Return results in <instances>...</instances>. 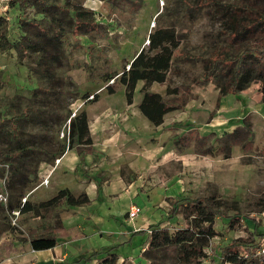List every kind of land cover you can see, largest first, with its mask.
Masks as SVG:
<instances>
[{
  "label": "rangeland",
  "instance_id": "374dc122",
  "mask_svg": "<svg viewBox=\"0 0 264 264\" xmlns=\"http://www.w3.org/2000/svg\"><path fill=\"white\" fill-rule=\"evenodd\" d=\"M8 1L0 0V17L7 18V37L10 41H14L20 38L22 32L17 27L19 13L15 8H8ZM69 1L94 12L97 26L94 31L92 29L89 32L104 38L99 43L85 34L72 36L71 42L82 46L79 51L82 55L79 61L88 65L87 72L82 74L79 72L81 75L80 80L76 82V88L65 87L69 95H64L60 91L53 95L38 94L35 102H49L50 106L47 107L49 110L50 107L55 109L56 106L58 112L65 110L67 113L64 122L56 119V116H46V121L51 126L48 135L53 137L54 141L63 142L60 132L74 112L73 99L78 95L82 100L84 95L104 85L105 73L113 74L121 71L124 64L132 59L140 47L147 48L148 35L152 30L157 27H172L180 37V47L169 70L167 85L179 89V94L186 92L188 98L201 95L189 101L191 108L193 107L190 112L174 113L176 122L170 127L175 129H171V132L177 133L174 144L181 151L187 149L186 146H190L195 153L203 154L196 158L201 159L203 167L207 165V169L201 170L196 167L194 160H191L194 159L192 155L185 159L186 164L194 165L191 169H181L179 166L177 176L180 181L174 180L168 184L161 182L155 186H148L150 188H143L141 181L138 180L129 193L117 190L115 199L99 197L81 206L78 214L70 217V222L65 221L68 227H75V231L82 233L81 237L70 239V248L77 250L78 261H70L68 264H103L101 260L91 261L88 257L92 255L100 259L108 256V253L117 257V264H147L141 251L149 237L146 228L161 223L173 232L184 227L186 221L181 210L185 201H178L184 197H215L216 200L227 202L226 206L222 207L227 215L237 213L250 218L249 222L240 221L232 229H228L225 221L216 217L214 226L223 232V236L212 239L213 245H220L236 238H247L248 230H252L255 222L257 229L264 231V105L258 108L253 103L259 102L258 98L261 97L259 83L252 82L243 92L238 90L220 96L219 92L213 89L216 87V81L212 77L215 72L212 73L211 66H208L213 50L226 45L225 36L219 32L220 20L213 3L228 4L234 0ZM56 2L65 4L66 0H56ZM28 13L38 18L32 9H29ZM43 24L50 30L48 23ZM70 28L71 24H68L67 19L63 29L70 31ZM80 33L86 32L80 31ZM70 36L68 32L67 38ZM69 41L68 39L65 41L67 50ZM32 62L33 57H30L21 63L13 49L0 50V118L12 115L11 108L8 107L10 102H28L29 93L38 87V77L30 73L27 67ZM216 69L219 70L220 66ZM56 72L59 75L63 74V70L57 69ZM220 83L225 85L223 78ZM115 87V92L111 94L107 90L102 91L99 94V102L117 104L126 102L124 87L119 82H116ZM149 90L165 96V88L161 84L154 83ZM17 95L23 97L18 99ZM141 97L142 94L137 87L133 102H140ZM192 102H207L211 107L198 105L195 108ZM20 109L19 106L15 111ZM194 111L196 113L205 111L206 114L199 115ZM211 116H213L212 120L209 119ZM22 124L26 136L42 133L40 127L26 122ZM198 126L208 134L205 136L198 134ZM236 127H246L249 133L247 134L246 130L242 133L243 139L244 137L246 139L240 144L229 143L231 145L229 157L225 158L224 146L226 142L233 140L227 137V134ZM147 136L156 137V135ZM91 153L92 151L86 154ZM0 168L7 170V165H2ZM122 170L123 174L126 173L125 169ZM77 175L84 176L82 172ZM71 176L74 177V173ZM4 184L5 177H0V192L3 191ZM130 202H134L132 205H138L141 210L134 220L126 218ZM177 202L180 211L169 216V212ZM230 207L236 208L235 211L227 209ZM15 210H7L10 229L2 230L3 227L0 225V241L11 236L20 239L24 234V228H27L23 224L29 218L24 221L14 220ZM77 225L84 229L83 232ZM23 252L24 250L20 252L22 254L4 257L0 260V264H46L50 263L47 261L53 257L51 250L34 254ZM54 252L57 250L55 249ZM30 256H33V260ZM208 259L207 255L205 264Z\"/></svg>",
  "mask_w": 264,
  "mask_h": 264
},
{
  "label": "trees",
  "instance_id": "16d2710c",
  "mask_svg": "<svg viewBox=\"0 0 264 264\" xmlns=\"http://www.w3.org/2000/svg\"><path fill=\"white\" fill-rule=\"evenodd\" d=\"M213 4L220 20L219 32L225 36L226 44L213 50L209 58L208 66H211L212 73L215 72L212 74L216 81L215 88L223 96L245 90L252 82L259 83L261 102H264V0H234L228 4ZM7 6L18 11L17 27L22 34L19 39L10 41L7 37V18L0 17V50L13 49L21 63L33 57V62L27 67L30 73L38 77V87L29 93L28 102H10L8 107L11 108L12 115L0 118V163L7 165V170L0 168V177H5L3 191L7 196L6 205L0 203V225L2 230L10 229L8 209L19 211V221L36 216L41 219V223L28 229L20 239H2L0 260L22 252L25 244H29L34 251H43L53 249L60 239L82 236L74 228L63 225L60 212L68 207L89 204L90 199L86 193L74 195L68 188H63L45 201L26 200L22 204L20 199L38 184L40 163L50 162L66 149L75 148L78 153L90 151L92 140L85 111L78 112L70 120L67 137L63 138V142H57L48 135L51 126L46 121V116H56V119L64 122L67 118L66 111L58 112L56 106L49 110V102L35 101L40 93L53 95L60 91L69 95L65 87L76 88L68 75L65 37L68 32L78 34L97 26L92 10L69 0L65 4H58L56 0H9ZM29 9L38 18L29 15ZM66 16L68 24H71L70 31L63 29ZM43 23H48L50 30ZM147 43V48H141L128 63V67L124 66L120 72L106 74L103 79H115L114 83L105 87L110 94L115 92V84L119 82L124 87L128 104L133 101L138 82H143L140 88L143 98L139 110L154 126H158L167 112L182 108L189 98L186 92L179 94V89L169 85L166 86L164 97L149 90L153 83L164 84L168 81L169 70L180 47V37L175 29L157 27L149 33ZM217 66H220L219 70L216 69ZM57 69L63 70V74L59 75ZM222 78L225 85L220 83ZM88 96L84 95L83 98ZM22 97L17 95L18 99ZM97 99L98 95L94 94L91 101L95 102ZM19 106L21 109L15 111ZM24 122L40 127L42 133L24 135ZM245 130L248 134L246 127H236L227 134L233 140L226 142L224 146L225 158L229 157L230 144L245 141L246 137H242ZM178 201H185V204L182 202L184 205L181 210L185 226L171 232L164 224L150 225L146 229L149 237L142 252L147 264H205L207 255L209 259L206 264H264V231L257 229L256 222L252 230H248L247 238H236L213 245L212 239L223 236V232L214 226L216 217L225 221L228 229H232L240 221L249 222L250 218L237 213L227 215L222 208L227 202L216 200L215 197H184ZM227 209L235 211L236 208ZM179 211L177 202L169 216ZM16 241H19V246H16ZM96 257L90 255L88 259L101 260L103 264H117L114 254L108 253V256L100 259Z\"/></svg>",
  "mask_w": 264,
  "mask_h": 264
},
{
  "label": "crops",
  "instance_id": "0c3cea01",
  "mask_svg": "<svg viewBox=\"0 0 264 264\" xmlns=\"http://www.w3.org/2000/svg\"><path fill=\"white\" fill-rule=\"evenodd\" d=\"M89 31L91 30L86 31V33L78 34H85L99 43L104 38L101 35L90 34ZM76 34H71L70 38H67V36L65 37V41H67V39L68 41L70 40L67 46L68 50L65 49L64 42V50L69 63L68 75L71 77V80L75 85L76 82L80 80V75L86 73V70L88 69L86 63L81 64L79 61V57L82 56L79 52L82 46L71 42L72 36ZM130 61H127L124 66H127ZM79 72H81V74ZM106 74L108 73H105L104 75ZM109 80L105 81L104 85H101L94 91L87 93L89 96L97 94V101L92 102L91 100H87L88 97H82V100H80L78 95L72 101L76 113L85 111L87 115L89 133L92 140L90 151H92V153L86 154L90 151L78 153L75 148L66 149L62 155L57 156L50 162L40 163L37 173L39 179L38 184L24 195L26 200L32 202L45 201L63 188H68L74 195L86 193L90 202L99 197H102V199H115V197H117V190L129 193L131 192L132 187L136 186L138 180L141 181V187L143 188L155 186L158 183L161 184V182L163 184H168L174 180L180 181L177 176L179 166H181V169H191L194 165L186 164L185 159L192 155L194 156V159L191 160H194V163L197 165L196 167L201 170L203 168L207 169V165L206 167H203L204 164L202 160L196 158V156H202L203 154L200 155V153H195L193 149H190V146H186L187 149L181 151L177 145L174 144V139L176 138L177 133H172L171 129L175 128L170 127L172 123L176 122L174 119L176 114L174 113L180 112L186 114L190 112L193 107L191 108V102L189 101L199 98L201 94H198L195 97H190L188 102H186L182 108L167 112L163 117V123L155 127L140 112L139 104L141 101H132L131 104H128L127 102H118V104L114 102H99V94L106 90L105 87L108 85ZM142 84L143 82L140 81L136 86V88L139 87V91ZM153 85L154 83L150 88ZM161 85L166 89L167 82ZM213 89L216 88L214 87ZM142 98L143 94L141 100ZM258 99L259 102L253 103L260 108L261 105H264V102H261V97ZM192 103L195 108L198 105L209 108L211 107L207 102ZM195 114L204 115L206 112H195ZM212 118L213 116L209 117L210 120H212ZM198 127V134L202 136L208 134L207 131L202 130L200 126ZM147 135H156V137L149 138ZM148 140H151L152 142L150 143ZM0 164L5 165L4 163ZM122 168L125 169L126 173H122ZM80 172H82L85 177L83 175L79 177L77 173ZM73 173L74 177L71 176ZM86 177L89 179L87 180ZM142 191L144 192V189ZM132 203L134 202L129 203L128 208ZM81 208V206L68 207L60 212L61 221L66 228H75L71 226L68 227L65 221L68 220V222H70V217L78 214V211H80ZM40 223L41 219L39 217L35 216L29 218L27 222L23 224V226H27V228H24V234H22L21 237L25 236L28 229L35 227ZM77 227L83 232L84 229L82 227L79 225H77ZM70 241L69 238L60 239L53 249H48L53 252V257L50 259L51 261L49 260L47 262H59L62 264H68L70 261L75 262L77 260V250L75 248H70ZM18 243L19 241H16V246L20 245V243ZM145 246L142 247L141 251L145 249ZM55 249L57 252H54ZM23 250L24 254L26 252L29 254L39 252L31 249L29 244H25ZM30 257L31 260H33V256ZM32 263H34V261H32Z\"/></svg>",
  "mask_w": 264,
  "mask_h": 264
},
{
  "label": "built area",
  "instance_id": "2783aa9c",
  "mask_svg": "<svg viewBox=\"0 0 264 264\" xmlns=\"http://www.w3.org/2000/svg\"><path fill=\"white\" fill-rule=\"evenodd\" d=\"M127 67H128V66H127ZM113 81H114V78H113V79H110V80L108 81V84H112ZM92 99H93V95H90V96H88V98H87V100H92ZM75 115H76V112L74 111V112L72 113V117H75ZM72 117H71V118H72ZM71 118L68 119V121L66 122L64 128L61 130V132H60V137H61V138H65V136L67 137V131H68V127H69V123H70V119H71ZM1 166H2V165L0 164V167H1ZM3 166H4V165H3ZM44 181H45V179H44ZM3 188H4V187H3ZM25 201H26V199H25V197H23L22 200H21V203L23 204ZM0 203H2V204H4V205H6V203H7V196H6V194H5L4 191L0 192ZM140 211H141V210H140V207H139L138 205H131V206L129 207L128 211H127V214H126L127 219H128V220H134V219L139 215ZM18 214H19V211L16 209V210L14 211V216H15V217H14V220L17 219ZM148 232H149V231H148Z\"/></svg>",
  "mask_w": 264,
  "mask_h": 264
}]
</instances>
